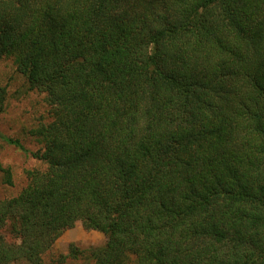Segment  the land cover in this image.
<instances>
[{"label":"trees","instance_id":"obj_1","mask_svg":"<svg viewBox=\"0 0 264 264\" xmlns=\"http://www.w3.org/2000/svg\"><path fill=\"white\" fill-rule=\"evenodd\" d=\"M0 56L50 114L36 151L0 133L45 163L0 200V264L77 223L93 264H264V0H0Z\"/></svg>","mask_w":264,"mask_h":264},{"label":"rangeland","instance_id":"obj_2","mask_svg":"<svg viewBox=\"0 0 264 264\" xmlns=\"http://www.w3.org/2000/svg\"><path fill=\"white\" fill-rule=\"evenodd\" d=\"M0 87L5 88L0 133L18 138L29 151H36L41 143L30 134L29 129L50 120L44 94L28 88L25 77L17 71L9 56H0ZM44 167L45 163L40 159L0 138V200L21 191L27 183V170ZM6 168L10 172V183L5 179ZM104 242L102 232L85 229L77 223L52 234V243L42 255L43 261L45 264H93L95 259L90 256V249Z\"/></svg>","mask_w":264,"mask_h":264}]
</instances>
